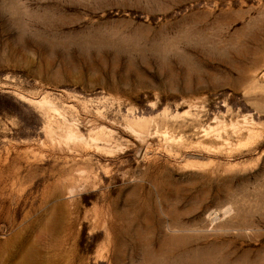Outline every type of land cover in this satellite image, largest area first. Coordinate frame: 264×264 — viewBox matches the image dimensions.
<instances>
[{"label": "rangeland", "instance_id": "rangeland-1", "mask_svg": "<svg viewBox=\"0 0 264 264\" xmlns=\"http://www.w3.org/2000/svg\"><path fill=\"white\" fill-rule=\"evenodd\" d=\"M0 264H264V0H0Z\"/></svg>", "mask_w": 264, "mask_h": 264}]
</instances>
